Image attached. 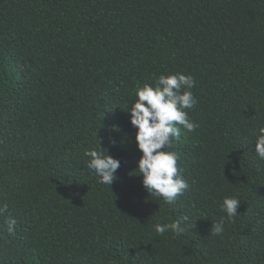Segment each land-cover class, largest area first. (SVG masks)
Returning <instances> with one entry per match:
<instances>
[{
  "label": "trees",
  "instance_id": "obj_1",
  "mask_svg": "<svg viewBox=\"0 0 264 264\" xmlns=\"http://www.w3.org/2000/svg\"><path fill=\"white\" fill-rule=\"evenodd\" d=\"M175 73L195 80L198 127L167 149L189 184L167 205L136 176L126 111ZM259 127L264 0H0V264H264ZM95 135L121 161L109 189L86 167ZM182 215L192 229L155 233Z\"/></svg>",
  "mask_w": 264,
  "mask_h": 264
},
{
  "label": "clouds",
  "instance_id": "obj_2",
  "mask_svg": "<svg viewBox=\"0 0 264 264\" xmlns=\"http://www.w3.org/2000/svg\"><path fill=\"white\" fill-rule=\"evenodd\" d=\"M194 86L195 80L191 75H160L154 84L144 83L135 90L136 99L126 111L129 113V123L135 129L134 141L140 153L135 169L139 175L136 176L142 177L141 184L148 196L162 199L167 205L175 203L189 188L177 166V153L167 149L171 148L173 138L179 137L181 127L188 132L198 127L189 119L186 111L197 103L191 92ZM255 137L254 153L260 160H264V127L257 128ZM95 139L96 147L84 152L87 157L86 167L98 178L100 184L109 189L117 180L115 173L120 168L121 161L99 146L102 141L96 135ZM240 203L237 197L223 198L221 210L226 213L228 221L238 216ZM7 208V204L0 205V214H4ZM15 224L16 220L9 216V233L14 231ZM194 224L188 215H182L170 223H155L153 227L159 235L171 232L174 236H181L186 230L192 229ZM224 226V217L212 221L211 233L221 235L225 230Z\"/></svg>",
  "mask_w": 264,
  "mask_h": 264
}]
</instances>
